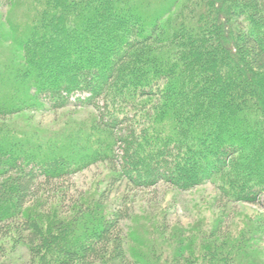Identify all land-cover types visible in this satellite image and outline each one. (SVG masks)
Returning <instances> with one entry per match:
<instances>
[{
	"label": "trees",
	"instance_id": "16d2710c",
	"mask_svg": "<svg viewBox=\"0 0 264 264\" xmlns=\"http://www.w3.org/2000/svg\"><path fill=\"white\" fill-rule=\"evenodd\" d=\"M12 3L22 11L0 15V254L96 264L113 244L116 264H264V0ZM97 98L89 124L33 121ZM118 125L130 129L120 138ZM97 162L109 165L106 189L66 216L51 211L64 195L55 181ZM157 181L212 183L221 215L189 239L130 245L128 208L106 202L122 183ZM242 201L263 213L230 234L222 217Z\"/></svg>",
	"mask_w": 264,
	"mask_h": 264
},
{
	"label": "rangeland",
	"instance_id": "374dc122",
	"mask_svg": "<svg viewBox=\"0 0 264 264\" xmlns=\"http://www.w3.org/2000/svg\"><path fill=\"white\" fill-rule=\"evenodd\" d=\"M18 4L9 5V0H0V15L3 19L13 20L22 11ZM103 106L102 99L97 98L92 105L85 107L70 106L32 113L33 121L40 126L52 128L70 122L89 124L88 118L102 115ZM128 127V125H118L115 133L120 138L130 130ZM124 146L122 142H117V153L121 155L120 151ZM109 170L106 162H97L80 169L68 178L55 181L54 187L62 189L64 195L60 200L57 198L52 203L50 210L57 213L60 211V216H66L79 201L86 203L98 197L108 185ZM117 186L119 185L115 187ZM216 197L217 191L212 183L200 184L186 190L176 188L165 181H157L148 186H131L122 183L118 190L113 188L106 205L109 212L118 207L128 208L131 217L123 220V231L128 243L138 247L136 241L139 239L148 242L153 240L157 243L161 239H170L177 233L189 239L193 228L211 226L213 220L222 213ZM256 213H263L260 204L242 201L229 208L222 219L227 223L228 232L236 234L238 230H242L247 221L246 215ZM223 230L225 231L226 228ZM221 233L223 234L222 230ZM112 245L104 259L96 264H116L111 252ZM258 246L264 250V240H260ZM26 257L30 259L27 251L23 249L7 248L4 254H0V264H23Z\"/></svg>",
	"mask_w": 264,
	"mask_h": 264
}]
</instances>
